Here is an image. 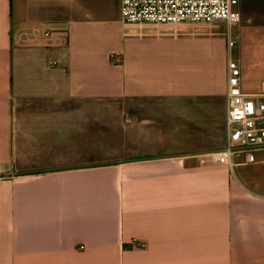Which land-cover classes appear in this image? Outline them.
Returning a JSON list of instances; mask_svg holds the SVG:
<instances>
[{
  "label": "crops",
  "instance_id": "0c3cea01",
  "mask_svg": "<svg viewBox=\"0 0 264 264\" xmlns=\"http://www.w3.org/2000/svg\"><path fill=\"white\" fill-rule=\"evenodd\" d=\"M119 6L0 0V264H264V149L232 169L200 161L225 143V40L213 69L208 25L127 23ZM32 24L50 45L15 44ZM143 98L179 103L201 135L187 127L188 150L160 157L18 171L90 122L71 104Z\"/></svg>",
  "mask_w": 264,
  "mask_h": 264
},
{
  "label": "rangeland",
  "instance_id": "374dc122",
  "mask_svg": "<svg viewBox=\"0 0 264 264\" xmlns=\"http://www.w3.org/2000/svg\"><path fill=\"white\" fill-rule=\"evenodd\" d=\"M238 10L240 20L230 25L222 21L202 23L209 26L202 37L207 38L209 46L214 49L213 69L224 57L225 40L226 63L230 58L241 69L244 67L245 83L254 89L257 81L264 79V0H240ZM238 58L243 65L239 64ZM176 104L179 103H169L161 98L73 103L67 108L87 117L90 122L73 123L72 129L65 133L64 147L58 148L57 154L18 155V171L31 173L42 167L81 164L87 160L108 163L165 156L176 149L188 150L189 147L177 145L188 144L184 134H190L191 129L195 135H201L200 128L199 125L185 123L184 116H180L183 108ZM219 109L216 107L215 113ZM74 149L93 153L74 154ZM206 150L215 151L217 147L210 146Z\"/></svg>",
  "mask_w": 264,
  "mask_h": 264
},
{
  "label": "built area",
  "instance_id": "2783aa9c",
  "mask_svg": "<svg viewBox=\"0 0 264 264\" xmlns=\"http://www.w3.org/2000/svg\"><path fill=\"white\" fill-rule=\"evenodd\" d=\"M240 0H120V15L127 23L180 22L212 23L227 25L240 20ZM14 42L19 46L50 45L52 33L37 24L20 28ZM241 69L237 62L226 63V112L225 143L221 150L208 154L200 161H212L232 169L237 157L243 163L255 162L254 152L264 149V82L257 91H245L241 87ZM134 246L146 243L131 240Z\"/></svg>",
  "mask_w": 264,
  "mask_h": 264
}]
</instances>
